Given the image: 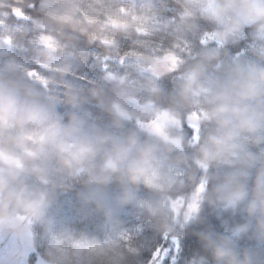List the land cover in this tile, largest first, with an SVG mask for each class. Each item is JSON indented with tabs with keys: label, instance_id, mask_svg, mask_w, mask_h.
Listing matches in <instances>:
<instances>
[{
	"label": "clouds",
	"instance_id": "1",
	"mask_svg": "<svg viewBox=\"0 0 264 264\" xmlns=\"http://www.w3.org/2000/svg\"><path fill=\"white\" fill-rule=\"evenodd\" d=\"M0 264H264V0H0Z\"/></svg>",
	"mask_w": 264,
	"mask_h": 264
}]
</instances>
